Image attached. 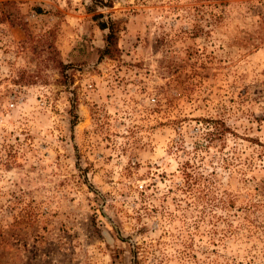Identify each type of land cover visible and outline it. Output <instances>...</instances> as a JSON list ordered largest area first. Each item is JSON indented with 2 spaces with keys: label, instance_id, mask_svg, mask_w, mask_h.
Returning a JSON list of instances; mask_svg holds the SVG:
<instances>
[{
  "label": "rangeland",
  "instance_id": "rangeland-1",
  "mask_svg": "<svg viewBox=\"0 0 264 264\" xmlns=\"http://www.w3.org/2000/svg\"><path fill=\"white\" fill-rule=\"evenodd\" d=\"M89 1L0 0V264H264V0Z\"/></svg>",
  "mask_w": 264,
  "mask_h": 264
},
{
  "label": "trees",
  "instance_id": "trees-1",
  "mask_svg": "<svg viewBox=\"0 0 264 264\" xmlns=\"http://www.w3.org/2000/svg\"><path fill=\"white\" fill-rule=\"evenodd\" d=\"M111 0H90L89 4L85 6V12H92L95 6H110ZM102 16V13H97L91 15L92 20L95 21L96 26L98 29L105 31L104 32V43L103 45L97 50L98 58L102 57H109L112 55V52L115 50V33L117 32V27L115 25V21L110 18L106 19H99Z\"/></svg>",
  "mask_w": 264,
  "mask_h": 264
}]
</instances>
